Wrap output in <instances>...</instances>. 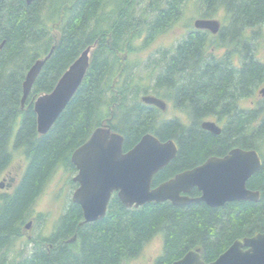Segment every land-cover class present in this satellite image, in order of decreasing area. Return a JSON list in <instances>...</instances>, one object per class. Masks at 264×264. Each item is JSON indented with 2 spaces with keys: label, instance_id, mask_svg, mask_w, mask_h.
I'll list each match as a JSON object with an SVG mask.
<instances>
[{
  "label": "trees",
  "instance_id": "trees-1",
  "mask_svg": "<svg viewBox=\"0 0 264 264\" xmlns=\"http://www.w3.org/2000/svg\"><path fill=\"white\" fill-rule=\"evenodd\" d=\"M182 2L153 0L141 10L154 14L146 20L147 16L136 15L134 0L131 4L127 0H33L31 4L0 0V174L10 165L14 150L25 158L17 184L0 193V264H124L158 233L162 253L155 264H170L195 248L209 263L235 239L264 232V108L239 105L264 81V63L255 57L252 41L260 34L254 30L247 34V28L264 22V0H200L203 16L223 8L229 18L217 37V46L226 52L210 58L207 65H182L179 70L174 66L176 55L180 62L204 60L197 57L205 42V34L199 31L189 32L173 53L163 57L164 66L157 74L152 67L140 73L127 65L122 51L135 50L133 40L142 32L147 45L170 28L182 13ZM94 42L76 92L49 130L38 133L34 100L50 92ZM48 54L21 107L26 72ZM144 94L178 105L187 113L188 124L177 117L162 119L156 107L140 101ZM207 117L221 124L219 134L201 128ZM102 125L123 136L124 151L146 133L176 142L175 157L153 176L152 186L234 147L255 149L262 163L246 186L258 190L260 197L218 207L164 201L128 208L114 193L105 215L90 222H82L80 206L70 200L48 235L25 241L33 243L29 251L10 254L49 178L59 166L75 172L72 151ZM197 194L193 189L190 196ZM74 235V241H68Z\"/></svg>",
  "mask_w": 264,
  "mask_h": 264
},
{
  "label": "water",
  "instance_id": "water-1",
  "mask_svg": "<svg viewBox=\"0 0 264 264\" xmlns=\"http://www.w3.org/2000/svg\"><path fill=\"white\" fill-rule=\"evenodd\" d=\"M25 2L31 4L33 0ZM194 26L216 33L219 23L215 19H196ZM90 49L89 45L80 53L50 92L35 99L33 109L38 133L44 134L49 130L76 92L89 65ZM48 56L36 60L26 72L22 82L21 106ZM259 93L264 95V88ZM141 101L161 110L166 108V103L153 95H143ZM200 126L213 134L221 132L220 126L211 120H203ZM123 140V136L110 127L99 126L71 153L70 160L77 170L72 180L78 183L71 199L81 208L82 222L101 219L113 192L128 208L164 201L174 205L204 202L207 206L218 207L235 200L257 201L260 197L258 190L246 186L248 178L261 165V158L254 149L234 147L223 156H210L201 164L180 171L152 187L153 175L175 157V141H160L154 134L146 133L134 146L124 151ZM10 186L11 183H8L7 187ZM2 187L4 185L0 182ZM193 187L200 192L198 196L185 194ZM30 223L25 228H29ZM74 239L75 235L68 241ZM243 247L247 249L243 250ZM170 264H264V232L235 239L209 263L203 261L200 249L195 248Z\"/></svg>",
  "mask_w": 264,
  "mask_h": 264
},
{
  "label": "rangeland",
  "instance_id": "rangeland-1",
  "mask_svg": "<svg viewBox=\"0 0 264 264\" xmlns=\"http://www.w3.org/2000/svg\"><path fill=\"white\" fill-rule=\"evenodd\" d=\"M151 2H153V0H134L136 15L147 16L146 20H148V18L150 20L154 14H142L141 10L146 8ZM181 8V15L176 18L171 27L156 35L149 44L145 45L144 40L146 39V34L142 32L139 37L133 40L135 50L130 52L122 51L121 56L123 60L126 61L127 65L133 66L134 69L141 73V71L145 69V62L150 55L162 53V51L170 52L174 50L176 45L186 37L191 29H193V22L197 18H215L218 19L221 24H227V20H229V18L225 16L223 10H220L214 16H203L204 6L201 5L200 0H183ZM253 30L258 31L260 34L257 40H252L256 44L255 57L264 63V23H261L255 28H247V34L251 35L250 33L253 32ZM209 46L215 47L212 44H209ZM216 52H218V49ZM155 57L157 60L158 57ZM148 67L152 66L148 65ZM160 70V67L155 66V74ZM143 78L145 81H149L146 76ZM259 97H261L260 94L256 92V99ZM241 104L245 106L242 105L244 108L249 106L248 102H242ZM160 117L162 119L177 117L181 122L188 124V117L171 106V104H168L167 108L161 112ZM12 153V161L8 168L13 172L20 171V169L22 170L25 165V158L22 152L20 150H14ZM19 165H21L20 168ZM74 174L75 172H70L63 166L57 168L32 205L31 218L26 222V224L31 222L29 228L24 227L23 236L13 242L10 248V254H16L21 249L24 250V253L29 251L33 243L27 242V244H25V241H31L34 238L46 236L51 232L59 215L64 211L67 203L71 200L73 191L77 187V185L72 186L71 184ZM9 190L11 189L7 190L3 187L0 188V193ZM161 253L162 235L158 233L146 242L138 256L124 261V264H155L157 257H159Z\"/></svg>",
  "mask_w": 264,
  "mask_h": 264
},
{
  "label": "flooded vegetation",
  "instance_id": "flooded-vegetation-1",
  "mask_svg": "<svg viewBox=\"0 0 264 264\" xmlns=\"http://www.w3.org/2000/svg\"><path fill=\"white\" fill-rule=\"evenodd\" d=\"M161 1H164V0H161ZM127 2L129 4H131L132 0H127ZM222 28H223V25L220 23V30ZM220 30L217 33H211L208 30L191 29L189 32H198L199 31V32L205 34V42L202 45L201 50H199V53L197 55L198 58H201V56L204 57V60L201 61V60L198 59V60L189 61V62H180V60H178V55H176V59L174 60V66L176 67V69L179 70V67L182 66V65L200 66L201 63H203L204 65L205 64L207 65V64H209L208 62H209L210 58H218V57L223 56L224 53L226 52L225 47H223V46L220 47L218 49V52H216L217 49H215V47L209 46V44H212L214 46L218 44L217 43V41H218L217 37L220 35ZM172 52H173V50L170 51V52H168V51L163 52L162 51V53H158L157 54L158 60H157V62L155 64V66L162 68L164 66L163 57L168 56ZM191 56H195V54H191ZM150 57H151V55H150ZM148 64H146V65H148ZM235 64L238 67L240 66V62L238 61V59H236ZM178 72L179 71H177L176 74H178ZM263 86H264V81H263V84L261 85V87H263ZM258 89L255 91V93L252 96L246 97L245 99H243L240 102V105L241 106L243 105V104H241L242 102H248L249 106L247 108H250V109L256 108V109H259L261 111V109L264 108V98L261 96V97L256 99V92L258 93ZM176 106H178V105H176ZM243 106H242V108H243ZM176 108H178V107H176ZM182 113L186 114L184 111H182ZM20 167H21V165H19V168ZM24 167H25V165H24ZM24 167L22 168V170L20 169V171H16V172H13L11 169H9L7 167L0 174L1 181H2V184L4 185L5 189H7V190L8 189H12L17 184V182L19 181V179H20V177H21V175L23 173ZM10 179H12V180H10ZM8 183H11L10 187H7ZM246 249H247V247H243V250H246Z\"/></svg>",
  "mask_w": 264,
  "mask_h": 264
},
{
  "label": "bare ground",
  "instance_id": "bare-ground-1",
  "mask_svg": "<svg viewBox=\"0 0 264 264\" xmlns=\"http://www.w3.org/2000/svg\"><path fill=\"white\" fill-rule=\"evenodd\" d=\"M209 63V62H208ZM249 63V62H248ZM220 68V67H219ZM258 68V67H257ZM259 70V69H258ZM242 77V76H241ZM12 78V77H11ZM12 80V79H11ZM249 83V82H248ZM247 84V83H246ZM175 91V90H174ZM249 95V94H248ZM264 110V109H263ZM228 132V131H227ZM239 144V143H238ZM204 158V157H203Z\"/></svg>",
  "mask_w": 264,
  "mask_h": 264
}]
</instances>
